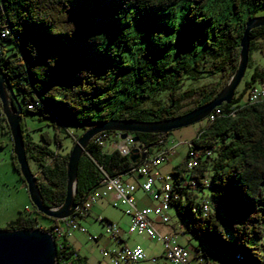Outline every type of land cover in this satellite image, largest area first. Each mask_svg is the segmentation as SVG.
Wrapping results in <instances>:
<instances>
[{
  "label": "trees",
  "instance_id": "1",
  "mask_svg": "<svg viewBox=\"0 0 264 264\" xmlns=\"http://www.w3.org/2000/svg\"><path fill=\"white\" fill-rule=\"evenodd\" d=\"M263 5L264 0H0V69L22 109L24 148L37 167L44 204L56 208L65 198L70 151L59 149L63 129L77 140L108 119L164 120L205 105L235 72L245 21ZM249 39L248 64L253 50L264 53V25ZM215 76L214 82L183 89L187 80ZM263 82L264 70L253 67L231 103L216 107L211 121L189 141L194 156L185 155L170 171L177 192L171 207L186 221V231L209 248L191 252L202 264H229L215 252L229 253L232 264H264V97H246ZM186 101L191 106L182 110ZM28 114L48 120L52 134L42 131L35 139L24 123ZM0 115L11 140L2 110ZM68 123L81 133H70ZM110 132L117 143L118 133L106 131L107 138ZM130 135L143 148L165 141L158 133ZM12 146V163L24 183ZM105 146L90 142L85 148L75 202L105 178L125 177L146 162L132 163L128 154L117 148L105 152ZM203 198L210 202L209 212ZM32 207L0 230L51 232L57 264H87L66 235L53 233L61 220ZM38 217L48 224L39 225Z\"/></svg>",
  "mask_w": 264,
  "mask_h": 264
},
{
  "label": "water",
  "instance_id": "2",
  "mask_svg": "<svg viewBox=\"0 0 264 264\" xmlns=\"http://www.w3.org/2000/svg\"><path fill=\"white\" fill-rule=\"evenodd\" d=\"M264 25V15L249 17L245 21L243 34L240 38L239 63L220 92L205 105L195 107L176 117L164 120L154 121H130L129 119H108L103 123H98L82 133L75 141L68 156L66 164V191L65 198L61 206L53 208L44 204L40 194L39 185L36 181V174L30 169L28 158L25 152V144L22 135V109L14 102L12 88L9 81L0 69V105L4 118L9 126V133L12 140V154L16 158L18 169L24 180L26 191L33 206L47 217L55 220H62L75 214L81 202H75L74 192H76V177L78 162L91 140L97 133L106 131L117 132L120 139H124L128 134L144 132L158 133L163 136L162 141L173 130L192 125L205 120L208 115L223 103H231L234 93L245 75L246 67L249 61L250 32L259 26ZM133 142L138 141L137 136L132 137ZM153 147L149 144L146 147L136 146L130 150L129 159L132 163L145 161L148 156V150ZM57 249L51 232H45L40 228L29 230H0V264H57Z\"/></svg>",
  "mask_w": 264,
  "mask_h": 264
},
{
  "label": "rangeland",
  "instance_id": "3",
  "mask_svg": "<svg viewBox=\"0 0 264 264\" xmlns=\"http://www.w3.org/2000/svg\"><path fill=\"white\" fill-rule=\"evenodd\" d=\"M252 14H254V17L262 16L264 15V5L259 6L252 9ZM258 44V43H256ZM257 66L258 68H261L264 70V53H261L258 49H255L250 54V62L246 67L245 75L242 78L240 84L238 85L236 89V93H239L243 88V83L246 79L250 78V75L253 71V67ZM219 78L218 76L215 77H204L199 79L198 81H190L187 80L185 82V85L183 86V89L186 87H195L199 86L201 84L214 82ZM257 97H264V95H256ZM161 98H164L161 96ZM239 103H242V99L239 101ZM191 104L189 102H185L182 106V110L187 109L190 107ZM1 112V107H0ZM1 116V115H0ZM212 117V116H211ZM205 120L199 121L197 123H194L192 125H187L185 127H182L177 130H172L169 135L166 136L165 141L157 146L152 147L149 150V154L147 156V159H151L154 157V153L156 150H163V149H173L174 155H171L169 157L170 163L177 164L178 162H181L182 159L185 156V153L187 151V142H189V139L194 136L196 133V129L198 126L204 125ZM24 123L27 128V131L35 138L37 139L39 132L42 131H49L50 134L53 132V128L48 125L49 121L41 119L38 114H28L27 116H24ZM4 124L3 120L0 119V228H4L7 221H10L11 219H15L16 215L19 213V211H24V209H31L32 210V203L30 201V198L27 193V189L24 186V183L21 181L19 177V173L14 169V165L12 163V157H11V146L12 141L10 140V137L8 133L5 132L2 125ZM70 126V133H74L77 135L78 133H81L78 129V125L73 123H68ZM67 131L66 129H63V131L60 133V136L63 138V146L59 147L61 152H67L70 151L73 147L76 137L70 136L68 133L65 134ZM114 133L110 132L108 134L107 143L104 148V151H110L114 147H116V139L114 138ZM167 162V161H166ZM166 162L161 165L162 167H166ZM30 169L36 174L37 167L32 161H28ZM155 169V168H154ZM153 169V170H154ZM95 203L98 204V201ZM93 204L97 205V204ZM25 204L26 207L24 206ZM100 215H103L105 218L112 221L111 223L119 226L122 230H126L127 232V223L128 219L126 216H124L120 210H118L116 207L110 203L106 207H103L101 210ZM216 216H218V211L215 212ZM168 215H169V221L166 222L168 225L175 224L179 222L178 225H180V230H185L186 233L181 235V238L188 239V236L191 238L190 245H199L200 247L204 248L205 250L209 251V248L204 246L202 243L200 237L196 236L194 233L186 231V221L184 219H181L178 217V215L175 212V207H170L168 209ZM38 223L39 225H47L48 221L47 219H44L42 217H38ZM92 219V218H91ZM82 227H84L87 230V233H82L81 231H74L72 234L73 236H77L80 246L78 247V253L82 256H86L91 261H98L101 258L102 251L105 249H111V247H105V244L103 241L96 242V239L90 238V235L99 237L98 234L102 233L103 236H108L101 227L97 221L93 220H87V219H80ZM168 227V226H167ZM165 228V227H164ZM72 236V237H73ZM71 237V238H72ZM126 242L128 243H135L140 242V244H143L147 247L150 254H158L161 253L162 247L159 243L153 241H149L145 236H141L140 234H131L126 236L125 235ZM215 256L219 257L221 260H224L228 262L229 264H232V259L229 253L227 252H215ZM147 257V255H146ZM162 261L161 259H159Z\"/></svg>",
  "mask_w": 264,
  "mask_h": 264
},
{
  "label": "built area",
  "instance_id": "4",
  "mask_svg": "<svg viewBox=\"0 0 264 264\" xmlns=\"http://www.w3.org/2000/svg\"><path fill=\"white\" fill-rule=\"evenodd\" d=\"M262 94L264 95V82L253 86L247 91L246 97L251 98L252 96ZM215 113L212 111L205 119L204 124L211 121V116L215 115ZM117 139L118 142L115 148L121 154L129 155L130 150L136 147L132 136L129 134L124 139H120L117 134ZM91 142L99 144V146H105L107 135L105 132L97 133ZM187 147L185 155L194 156V154L188 153L189 142H187ZM174 154L173 149L162 150L151 159L146 158V162L133 168V172L143 177L139 187L144 193L156 201L157 206L147 208L138 207L133 195L137 189L134 183L128 182L123 176L107 177L99 187H96L85 196L82 200L81 207L78 208L74 215L60 221L53 229V233L57 237L62 235H66V237L71 236L74 231L87 233V230L78 222L79 218L81 216L83 217L96 201L112 193L114 195V206L122 207L124 213L129 217L127 228L129 235L140 234L148 238H154L163 247L162 257L165 259L166 264H202V258L197 256L193 259L192 253L185 246L177 242L175 234L157 231L151 220L152 217L156 216L163 223L169 221L168 209H170L171 202L176 197L177 192L173 190V179L171 178L170 172L157 173L154 171V168L168 161L169 157ZM206 181H204L205 184L207 183ZM201 205H205L204 212L211 210L208 199L203 198ZM98 220L103 224L106 233L111 235L113 240H121V231L117 225L111 223L112 221H106L100 217ZM90 238L97 240L96 236L90 235ZM101 253L103 256H108L112 264H139L146 258L145 251L139 244L134 246L122 244L112 250L105 249ZM150 260L156 261L155 257H151Z\"/></svg>",
  "mask_w": 264,
  "mask_h": 264
},
{
  "label": "crops",
  "instance_id": "5",
  "mask_svg": "<svg viewBox=\"0 0 264 264\" xmlns=\"http://www.w3.org/2000/svg\"><path fill=\"white\" fill-rule=\"evenodd\" d=\"M243 100H244V97H243ZM202 126L201 125L198 126V128L196 129V133L198 132V130ZM196 133L194 134V136L196 135ZM194 136H192L189 139V141ZM114 138L116 139V137H114ZM114 149H115V147H114ZM103 150H104V148H103ZM163 150H165V149H163ZM161 151L162 150H156L153 156H155L156 154H159ZM105 152H109V151H105ZM184 158H185V156H184ZM184 158L182 159V161L184 160ZM170 160L171 159H168V161L166 162V165H167L166 167H162L161 165H159V166H157L155 168L154 171L157 172V173H168V172H170L173 169L174 166H176V165H178L180 163V162H178L177 164H173L172 165V163H170ZM124 179L125 180H128V182L134 183L137 186V189H136L135 193H133V195H134V198H135V201H136V204H137L138 207L147 208V207H155V206H157L156 201H154L149 195H147L146 193H144L142 191V189L139 187V184H140V182L143 179L142 176L138 175L136 172H133L132 174H129V175L127 174ZM110 203H112V205L114 206V195L112 193H109L106 197L99 199L98 200V204L95 203L97 205H94V206L90 207L89 210H88V212L85 213V215L83 217L81 216L79 218V221L78 222L81 224L80 219H83V218L84 219H87L88 221L89 220L97 221V223H99L101 225V227H103V229H104L103 224L98 220V218L100 217V218H103L104 220L107 219V218H105L103 215H100L99 212H101L100 210L103 207H106ZM26 205H28V204H25L24 206L26 207ZM116 208L118 210H120V212L124 216L127 217L128 223H129V217L127 216V214L124 213L122 207H116ZM24 210H26L28 213H31V211H32L30 208L28 210L27 209H24ZM17 215H16V217H17ZM151 220H152L153 225H154V227L156 228L157 231H159L161 233L175 234L176 237H177V239H176L177 242L179 244L185 246L190 252H193L194 248L199 246V245H195V246L190 245V241H191L190 239L191 238L189 236H188V239H186L185 237L184 238H181V235L184 234V233H186V232H184V233L181 232L182 231V230H180V227L181 226L178 225L180 221L177 222V223H175V224H172V226H171V225H168L167 223L161 222V220L159 218H157L156 216L155 217H152ZM7 222H9V221H7ZM128 223H127V227H128ZM119 229L121 231V237H120L121 240H119V241L113 240L111 238V235L107 234L106 231L104 230V232L108 236H103L102 233H99L98 234L99 237H97L96 242L103 241L104 244H105V247L106 246L107 247L109 246V247H111V250L113 248L118 247L119 245H122V244H126V246H134V245L139 244L144 249L145 255H147V257L143 261H141L139 264H166L165 259L162 257L163 247L154 238H148V237L145 236L149 241H152V240L154 241L155 240V242H157V243H159L161 245V247H162L161 253H158V254H155V253L154 254H150V252L148 251L147 247L144 246L143 244H140V242H135V243H128V242H126L125 235L128 236L129 234L126 232V230H122L120 227H119ZM72 236H73V234H71V236H68L67 237V241H68V243H70L73 246V248L75 250H77L78 247L80 246V242H79L77 236H75V237L74 236L72 237ZM141 236H144V235H141ZM77 252H78V250H77ZM82 257H85L87 259V264H112V262L110 261V258L108 256L101 255V258L98 261H96V260L95 261H91L86 256H82ZM151 257H155L156 261H151L150 260ZM159 259H161L162 261H160Z\"/></svg>",
  "mask_w": 264,
  "mask_h": 264
},
{
  "label": "bare ground",
  "instance_id": "6",
  "mask_svg": "<svg viewBox=\"0 0 264 264\" xmlns=\"http://www.w3.org/2000/svg\"><path fill=\"white\" fill-rule=\"evenodd\" d=\"M262 95H263V94H262ZM192 166H194V162H193V161L189 162V164L187 165V168H188V169H191ZM171 178H172V175H171ZM172 179H173V178H172ZM174 198L176 199V197H174Z\"/></svg>",
  "mask_w": 264,
  "mask_h": 264
}]
</instances>
